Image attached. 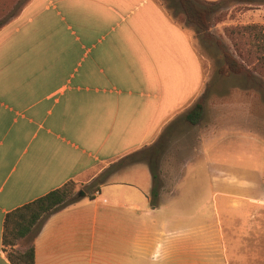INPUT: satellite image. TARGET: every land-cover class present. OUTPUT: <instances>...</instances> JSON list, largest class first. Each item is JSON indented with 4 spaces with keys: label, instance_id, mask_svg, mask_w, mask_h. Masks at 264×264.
I'll return each mask as SVG.
<instances>
[{
    "label": "crops",
    "instance_id": "obj_1",
    "mask_svg": "<svg viewBox=\"0 0 264 264\" xmlns=\"http://www.w3.org/2000/svg\"><path fill=\"white\" fill-rule=\"evenodd\" d=\"M244 15V24H264V7ZM205 84L194 34L158 0H0V264H14L3 245L9 212L151 146ZM253 139L249 126L216 109L198 136L201 161L188 166L195 172L179 190L167 191L170 199L202 201L208 189L220 215L237 183L236 215L263 219L264 157L256 141L261 162L253 165ZM145 180L148 189L139 179H110L94 198L85 191L52 213L34 238L35 264H199L180 251L187 241L162 242L158 256V242L135 235L158 225L142 217L160 208L142 210L134 201L150 200L149 167ZM121 196L132 202L115 205ZM167 211H177L171 216L183 226L184 211ZM256 248L260 255L264 244Z\"/></svg>",
    "mask_w": 264,
    "mask_h": 264
},
{
    "label": "rangeland",
    "instance_id": "obj_2",
    "mask_svg": "<svg viewBox=\"0 0 264 264\" xmlns=\"http://www.w3.org/2000/svg\"><path fill=\"white\" fill-rule=\"evenodd\" d=\"M23 1V0H14ZM165 7L170 8L168 0H158ZM199 3L201 0H198ZM264 7L260 1L238 2L237 0H227V3L220 7L215 14L210 16V29L207 35L196 32V27L187 22L190 32L194 34L197 49L204 56L206 61V84L204 91L208 88V95L205 100V111L201 121V128L182 123L170 134L168 145L164 152L153 151L152 157L159 164L162 186L159 198L160 211L156 216L142 217V221H157L156 231L141 230L139 235L141 240H152L157 245L156 253L163 256L166 249L162 242L187 241L188 249L180 250L189 254L190 261L198 260L199 264H206L213 259V264H247L248 258L264 257V248L259 255L260 248H256L258 242L264 244V218L257 216L250 219L245 216H237V209L241 208L237 195L243 193L236 184L233 185L234 199L226 198L220 202V215L215 210L209 200L208 189L203 196V200H188L177 202L171 200L167 191L180 189L182 183L188 181L195 170L191 165L201 161V142L198 136L201 130L212 120L214 111L218 108L226 109L227 113L233 114L235 122L246 124L252 129L254 137L251 140L252 163L254 166L260 164L259 150L261 143L262 156L264 157V67L257 63V52L248 33L237 32L244 23V14H250L255 9ZM173 12V9H171ZM177 16V14H174ZM245 16V15H244ZM233 29L232 33L230 30ZM238 54L248 60L246 66H238L237 70H231L224 60V53ZM203 91V92H204ZM203 94V93H202ZM201 94V95H202ZM200 95V96H201ZM250 156V154L248 153ZM121 159L109 164L101 171L96 170L92 174L89 182H76V190H84L89 194L97 187L103 172H112L107 181H131L139 179L142 189H148V180H145L148 163L137 165L135 170L131 169L132 164L121 166ZM124 169V170H123ZM204 174H206L204 172ZM181 185V186H180ZM209 186V185H208ZM108 190V187H105ZM146 191V190H144ZM143 194V193H142ZM204 194V191H203ZM143 199L134 200L144 210L151 208L150 202L145 194ZM206 197V198H205ZM174 199V198H173ZM119 201H130L127 197H118L114 200L116 205ZM218 208V207H217ZM250 208L256 209L252 205ZM180 209L184 211L185 217L180 226L177 221L180 218L171 216L176 212L168 213ZM148 221V223H149ZM257 231V233H255ZM263 234V237H260ZM31 245L30 238L21 239L17 242L15 250H22ZM173 251H176L175 249ZM202 262V263H201Z\"/></svg>",
    "mask_w": 264,
    "mask_h": 264
},
{
    "label": "trees",
    "instance_id": "obj_3",
    "mask_svg": "<svg viewBox=\"0 0 264 264\" xmlns=\"http://www.w3.org/2000/svg\"><path fill=\"white\" fill-rule=\"evenodd\" d=\"M238 2L252 3L264 0H237ZM170 8L166 7L171 12L173 17L180 23H192L196 27V32L207 35L210 29V16L215 14L218 9L227 3V0L205 1L199 3L198 0H168ZM173 9V12L171 11ZM174 14H177L174 15ZM232 33L233 29L230 30ZM237 32L248 33L256 48L257 63L264 67V24L249 23L243 24L237 28ZM224 60L231 70H237L238 66H246V59L242 58L240 54L234 56L232 53L225 52ZM264 74V71H261ZM208 95V88L203 94L194 102V104L185 112V114L178 119H175L168 124L159 135L158 139L151 146H147L140 150L134 151L121 158V166H128L130 164L146 161L149 165L152 176V188L150 190V206L158 208L160 189L162 180L160 177L159 164L152 157L153 151L156 153L164 152L168 145V138L179 125L188 123L194 126L201 122L205 111V100ZM114 172V171H112ZM112 172H103L98 182L99 187L107 182ZM78 191L75 188L74 181H68L63 186L56 188L45 195L20 206L9 212L4 219L3 229V245L8 258L14 264H35V247L34 238L40 232L44 221L54 212L72 204L78 200ZM93 193V192H92ZM92 193H88L90 198H94ZM30 238L31 245L22 250H15L17 242L21 239Z\"/></svg>",
    "mask_w": 264,
    "mask_h": 264
},
{
    "label": "water",
    "instance_id": "obj_4",
    "mask_svg": "<svg viewBox=\"0 0 264 264\" xmlns=\"http://www.w3.org/2000/svg\"><path fill=\"white\" fill-rule=\"evenodd\" d=\"M77 195L80 198V197H84L86 195V193H85L84 190L81 189V190L78 191V194Z\"/></svg>",
    "mask_w": 264,
    "mask_h": 264
},
{
    "label": "built area",
    "instance_id": "obj_5",
    "mask_svg": "<svg viewBox=\"0 0 264 264\" xmlns=\"http://www.w3.org/2000/svg\"><path fill=\"white\" fill-rule=\"evenodd\" d=\"M97 192V191H96Z\"/></svg>",
    "mask_w": 264,
    "mask_h": 264
}]
</instances>
